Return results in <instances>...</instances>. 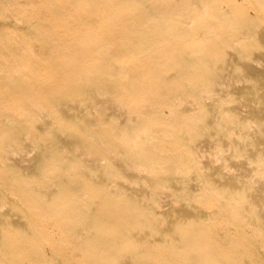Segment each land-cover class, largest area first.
I'll return each mask as SVG.
<instances>
[{
	"label": "rangeland",
	"instance_id": "374dc122",
	"mask_svg": "<svg viewBox=\"0 0 264 264\" xmlns=\"http://www.w3.org/2000/svg\"><path fill=\"white\" fill-rule=\"evenodd\" d=\"M0 264H264V0H0Z\"/></svg>",
	"mask_w": 264,
	"mask_h": 264
}]
</instances>
